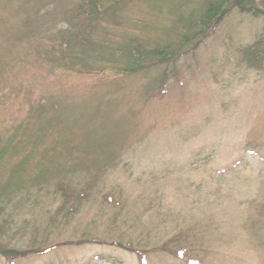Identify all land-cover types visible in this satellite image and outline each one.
<instances>
[{
	"label": "rangeland",
	"instance_id": "1",
	"mask_svg": "<svg viewBox=\"0 0 264 264\" xmlns=\"http://www.w3.org/2000/svg\"><path fill=\"white\" fill-rule=\"evenodd\" d=\"M88 1L0 0V264H264L263 20Z\"/></svg>",
	"mask_w": 264,
	"mask_h": 264
},
{
	"label": "trees",
	"instance_id": "2",
	"mask_svg": "<svg viewBox=\"0 0 264 264\" xmlns=\"http://www.w3.org/2000/svg\"><path fill=\"white\" fill-rule=\"evenodd\" d=\"M100 3H101V0H89L88 5L90 8V12H92L94 15L97 14L98 13L97 9H99L97 8V4H100ZM229 8L237 9L242 14H247V15H250L256 18H261L264 24V0H213V1L210 0L207 5V10L205 11L204 15L202 16V18H200V21H198V23L194 25L195 29H199L200 31L199 34L195 33L194 36L195 35L201 36L204 33V31H206L209 28V26L212 25V23L217 21L221 15L225 14V11L228 10ZM263 50H264V47L259 45V46H256V49L247 48L243 50V52H244V56H246V60L249 62L251 61L252 66L261 68L263 60H264ZM252 51H255V52H252ZM158 54H162V55H159V58H161L162 60L163 58L165 59L170 58V57H167L166 54L163 52L158 53ZM125 71L127 70H124V72ZM72 196L74 195L69 190L66 191L65 193L66 204H68L67 200H69ZM79 196L80 195H76L74 197L76 199H79L78 198ZM73 209L74 208L72 207L71 210ZM170 244L171 242L160 245L158 247V250L165 254L173 256L177 259H180L187 264H199L197 260L189 256V253L187 250L174 249L170 246ZM118 246L122 248H126L127 250L131 252L137 253L139 264H148L145 255L143 253L141 254L139 250L133 249L131 245H127V247H125L119 244ZM0 253L8 259L12 257L13 258H16L18 256L20 257L23 255L22 252L6 250V247H4L3 245H0Z\"/></svg>",
	"mask_w": 264,
	"mask_h": 264
}]
</instances>
